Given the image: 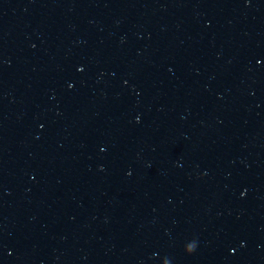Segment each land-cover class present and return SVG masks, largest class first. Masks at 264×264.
Segmentation results:
<instances>
[{
	"label": "water",
	"instance_id": "water-1",
	"mask_svg": "<svg viewBox=\"0 0 264 264\" xmlns=\"http://www.w3.org/2000/svg\"><path fill=\"white\" fill-rule=\"evenodd\" d=\"M0 264H264V0H0Z\"/></svg>",
	"mask_w": 264,
	"mask_h": 264
}]
</instances>
